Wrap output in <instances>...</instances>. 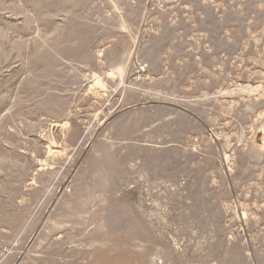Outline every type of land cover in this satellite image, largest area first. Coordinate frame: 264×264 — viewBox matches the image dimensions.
<instances>
[{"label":"rangeland","instance_id":"obj_1","mask_svg":"<svg viewBox=\"0 0 264 264\" xmlns=\"http://www.w3.org/2000/svg\"><path fill=\"white\" fill-rule=\"evenodd\" d=\"M0 264H264V0H0Z\"/></svg>","mask_w":264,"mask_h":264}]
</instances>
